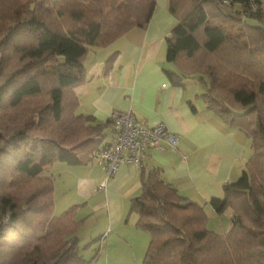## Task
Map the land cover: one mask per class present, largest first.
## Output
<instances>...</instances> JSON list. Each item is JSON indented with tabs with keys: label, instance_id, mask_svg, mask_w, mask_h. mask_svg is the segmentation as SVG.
Segmentation results:
<instances>
[{
	"label": "trees",
	"instance_id": "obj_1",
	"mask_svg": "<svg viewBox=\"0 0 264 264\" xmlns=\"http://www.w3.org/2000/svg\"><path fill=\"white\" fill-rule=\"evenodd\" d=\"M156 3L0 0V264H91L80 254L77 206L55 214L46 171L85 164L111 141L103 134L111 120L78 113L74 88L86 81L88 53L145 28ZM169 10L176 23L166 58L179 72L167 74L175 82L198 76L207 107L245 133L253 153L209 201L218 214L232 211L222 233L159 169H141L131 210L150 232L144 264H264V2L169 0Z\"/></svg>",
	"mask_w": 264,
	"mask_h": 264
},
{
	"label": "crops",
	"instance_id": "obj_2",
	"mask_svg": "<svg viewBox=\"0 0 264 264\" xmlns=\"http://www.w3.org/2000/svg\"><path fill=\"white\" fill-rule=\"evenodd\" d=\"M175 23L169 0H157L145 28H133L112 44L88 53L86 81L74 88L80 103L78 113L91 116L97 123H106L115 111H132L150 125L165 124L179 137L177 147L164 142L165 150L145 151L142 165L121 164L108 177L95 156L73 166L77 171L71 168V174L63 175V184L75 176L73 191L81 202L74 205L77 210L87 203L96 213L106 212L104 217L114 229L121 227L124 217L132 222L131 227L139 228L131 200L141 192V169H159L163 180L181 196L202 204L210 213L209 209L215 211L210 199L223 196L225 185L240 177L253 153L250 138L207 107L200 97L205 88L198 76L175 82L167 74L166 69L179 72L166 58V38ZM111 56L113 62L107 67ZM103 134L104 142L111 140L114 129L105 127ZM55 188L57 191L56 183ZM132 233L124 237L126 244H130L126 238Z\"/></svg>",
	"mask_w": 264,
	"mask_h": 264
},
{
	"label": "rangeland",
	"instance_id": "obj_3",
	"mask_svg": "<svg viewBox=\"0 0 264 264\" xmlns=\"http://www.w3.org/2000/svg\"><path fill=\"white\" fill-rule=\"evenodd\" d=\"M40 99L46 101V96L42 95ZM67 168L68 170H66ZM71 168L78 170L73 165L58 162L53 168L46 171L47 175L54 178L57 186L55 195V214L57 215H60L71 206L78 203L81 204V202H77L73 191L75 176L68 177V184H63L62 182L64 174H71ZM78 208L80 209L79 211L77 210V219L82 220V225L76 232V237L80 246V254L85 260L91 261V264H144L145 253L150 242L149 231L141 228L136 229L135 226L131 227L132 222H127L126 217H124L121 227L114 229L109 227L110 222L104 217L106 212L96 213L87 203L80 205ZM208 211L210 212H207L209 215L207 227L209 229L221 233L229 229L230 214L232 213L230 209L222 214L221 217L215 211H211V209ZM133 216L136 217V213ZM122 231L124 235L121 234ZM130 232H134L130 235L134 237L132 238L135 242L131 243V236H129L126 239L128 242L130 241V244H126L123 239ZM120 237H122V240ZM135 238L140 242L139 244Z\"/></svg>",
	"mask_w": 264,
	"mask_h": 264
},
{
	"label": "built area",
	"instance_id": "obj_4",
	"mask_svg": "<svg viewBox=\"0 0 264 264\" xmlns=\"http://www.w3.org/2000/svg\"><path fill=\"white\" fill-rule=\"evenodd\" d=\"M114 134L104 148L94 156L104 167L107 177L113 175L121 164L142 165L143 154L149 149L165 150L164 142L177 147L179 137L165 124L150 125L137 119L132 111H115L110 115Z\"/></svg>",
	"mask_w": 264,
	"mask_h": 264
}]
</instances>
